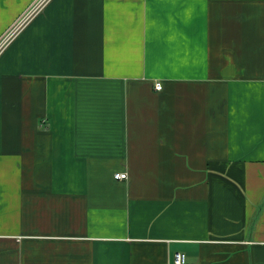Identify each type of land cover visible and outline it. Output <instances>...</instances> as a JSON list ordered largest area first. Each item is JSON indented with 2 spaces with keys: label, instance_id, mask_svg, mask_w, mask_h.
Instances as JSON below:
<instances>
[{
  "label": "crops",
  "instance_id": "crops-1",
  "mask_svg": "<svg viewBox=\"0 0 264 264\" xmlns=\"http://www.w3.org/2000/svg\"><path fill=\"white\" fill-rule=\"evenodd\" d=\"M34 1L0 0V264H264V0Z\"/></svg>",
  "mask_w": 264,
  "mask_h": 264
},
{
  "label": "built area",
  "instance_id": "built-area-1",
  "mask_svg": "<svg viewBox=\"0 0 264 264\" xmlns=\"http://www.w3.org/2000/svg\"><path fill=\"white\" fill-rule=\"evenodd\" d=\"M48 1L49 0H35L33 5H32V7L28 10V12L24 16L26 17L28 14H31L32 11L33 12L34 11L35 12L38 11ZM22 19H24V18H21L20 20H22ZM11 35H12V33H7L5 36H3L0 39V53L5 48V46H6L7 42L9 41ZM155 89L158 90V91L161 90V85L160 84H156L155 85ZM126 176H127L126 173H120V174H116L115 178L118 179V180H125L127 178ZM172 264H192V263H190L187 260V257H186V255L184 253L177 252V253H175V255L173 257Z\"/></svg>",
  "mask_w": 264,
  "mask_h": 264
}]
</instances>
